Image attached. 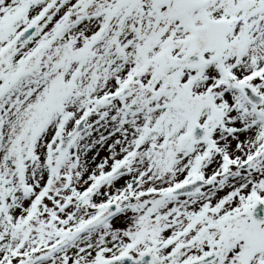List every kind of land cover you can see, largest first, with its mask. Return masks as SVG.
<instances>
[{
	"label": "snow or ice",
	"instance_id": "obj_1",
	"mask_svg": "<svg viewBox=\"0 0 264 264\" xmlns=\"http://www.w3.org/2000/svg\"><path fill=\"white\" fill-rule=\"evenodd\" d=\"M0 264H264V0H0Z\"/></svg>",
	"mask_w": 264,
	"mask_h": 264
}]
</instances>
